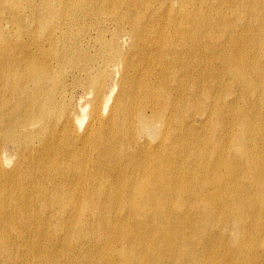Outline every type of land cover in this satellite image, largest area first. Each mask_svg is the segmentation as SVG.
I'll list each match as a JSON object with an SVG mask.
<instances>
[{"label":"bare ground","instance_id":"1","mask_svg":"<svg viewBox=\"0 0 264 264\" xmlns=\"http://www.w3.org/2000/svg\"><path fill=\"white\" fill-rule=\"evenodd\" d=\"M0 264H264V0H0Z\"/></svg>","mask_w":264,"mask_h":264},{"label":"rangeland","instance_id":"2","mask_svg":"<svg viewBox=\"0 0 264 264\" xmlns=\"http://www.w3.org/2000/svg\"><path fill=\"white\" fill-rule=\"evenodd\" d=\"M91 51L94 53L95 52V50L94 49H91ZM112 77H114V78H117V74L116 73H114L113 75H112Z\"/></svg>","mask_w":264,"mask_h":264}]
</instances>
